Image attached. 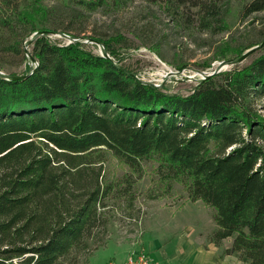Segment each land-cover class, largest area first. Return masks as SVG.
<instances>
[{
	"label": "trees",
	"instance_id": "trees-1",
	"mask_svg": "<svg viewBox=\"0 0 264 264\" xmlns=\"http://www.w3.org/2000/svg\"><path fill=\"white\" fill-rule=\"evenodd\" d=\"M134 1L70 0L62 8L0 0V65L12 54L23 55L26 66L23 78L0 75V264L87 262L106 241L109 200L119 191L131 196L134 183L129 176L124 188L105 180L107 152L139 175L144 161L155 160L162 182L182 183L189 200L215 209L210 240L233 238L224 254L264 264V28L233 48L235 59L262 44L250 63L201 81L189 94L120 69L118 37H94L111 60L80 40L59 44L49 36L80 38L71 31L83 30L76 25L88 13ZM154 1L178 21L188 22L185 11L195 8L202 28L230 29L229 8L218 0ZM239 1L242 17L264 11V0ZM62 15L69 26H59ZM39 30L47 34L32 44L31 67L24 43Z\"/></svg>",
	"mask_w": 264,
	"mask_h": 264
},
{
	"label": "rangeland",
	"instance_id": "rangeland-1",
	"mask_svg": "<svg viewBox=\"0 0 264 264\" xmlns=\"http://www.w3.org/2000/svg\"><path fill=\"white\" fill-rule=\"evenodd\" d=\"M218 1L222 8H229L230 29L225 32L215 33L202 28L195 8L185 11V16L188 18V22L185 23L178 21L165 8L162 1L136 0L122 8L112 7L106 11L100 9L88 13L85 19L76 25L83 30L78 32V29H73L71 33H79L81 36L79 40L84 47L97 54H101L102 48L99 44L91 42L90 37L120 38V43L116 45L121 58L119 65L144 82L162 85L171 93L189 94L201 82L204 73L215 70L223 60L233 59L235 55L232 54L233 48L256 39L258 30L264 28V11L242 17L239 0ZM45 2L50 5L60 4L63 8L70 0H45ZM45 22L50 27L56 26L52 21ZM58 24L69 26L71 23L69 18L65 20L62 15ZM38 27H43V24L39 23ZM49 36L59 44L70 43V40L64 36L58 34H49ZM31 47L32 44L28 45L29 52ZM154 49L161 51L162 55ZM24 54L28 57L27 52ZM222 54H225L226 58ZM5 57L9 63L0 66L6 73L22 75L26 71L23 55L10 54ZM253 57L254 55H251L238 64L244 66L250 63ZM183 64L185 67L179 69V65ZM234 65L227 66L225 70L233 68ZM156 166L155 160L144 161L143 170L139 175L114 157L111 152H107L105 180L124 188L125 178L129 176L134 183L131 196L123 195L122 191H119L109 200L111 226L105 243L98 248L101 250L97 252L93 264H107L109 260L120 264L121 262L114 256L116 247L113 244H131L133 248L128 255L145 251L142 245L145 220L158 208L176 211L187 202H196L188 203V206L195 211L192 214L196 221V242H204L206 236L210 240L216 227L215 209L201 200H189L182 183L172 182L170 186L169 183L162 182L156 173ZM232 241L233 238H228V243L231 244ZM108 245H110L109 249H103ZM97 250L88 255L85 264H91V258ZM231 264L246 263L233 255Z\"/></svg>",
	"mask_w": 264,
	"mask_h": 264
},
{
	"label": "crops",
	"instance_id": "crops-1",
	"mask_svg": "<svg viewBox=\"0 0 264 264\" xmlns=\"http://www.w3.org/2000/svg\"><path fill=\"white\" fill-rule=\"evenodd\" d=\"M188 203L196 202H187L176 211L158 208L145 220L142 245L152 256L154 264H231L233 255L223 252L231 245L228 239L221 245H216L207 236L204 237V242H196V221L192 214L195 211ZM226 242L227 244H224ZM113 245L116 247L114 256L117 261L124 262L129 256L128 252L133 248L132 245L124 243ZM109 247L110 245L103 249L107 250ZM100 250L98 249L92 256L91 264Z\"/></svg>",
	"mask_w": 264,
	"mask_h": 264
},
{
	"label": "water",
	"instance_id": "water-1",
	"mask_svg": "<svg viewBox=\"0 0 264 264\" xmlns=\"http://www.w3.org/2000/svg\"><path fill=\"white\" fill-rule=\"evenodd\" d=\"M44 34H47V31H46V30H39V31L33 33L32 37L24 43V48H25V50H26V52H27V55H28V57H29V59H30V61H31V67H33L34 65H36V64H37V61H36V59L34 58L33 54H32L31 52L28 51V45L33 44L34 41H35L39 36L44 35ZM49 34H58V35L64 36V37H66V38H68V39L70 40L69 42L79 41V38H75V37L69 36V35H67V34H65L64 32H61V31H59V32H53V31H50ZM89 40H90L91 42L96 43V44H99V45L101 46V48H102L101 55H102V56H104V57H106V58H109V59L113 60L112 57L110 56V54L108 53V51L106 50V47H105V45H104L103 43H101V42L98 41V40H95V39L92 38V37H90ZM261 45H262V44L257 45V46H253L252 48H250L249 50H247L246 52H244V53H243L241 56H239L238 58H235V59H228V60H223V61H221V62L218 64V66L215 68V70H213L212 72L207 73V74L204 73V77H203V79H202L201 81L206 80V79H208L209 77H211V76H213V75H215V74H217V73H219V72L225 70V68H226L227 66L231 65V64L234 65V64H238V63L243 62L246 58H248L249 56H251V55L256 51V49H257L258 47H260ZM115 64H116V63H115ZM117 66H118L120 69H122V70H126V69H124L121 65H117ZM126 71L129 72L128 70H126ZM31 72H32V71H31ZM31 72H30V73H31ZM129 73H130V72H129ZM130 74H132V73H130ZM0 75H2V76H3L4 78H6V79H18V78H23V77H25L24 74H22V75H17V76H12V75H10L9 73H6L4 70H0ZM132 75H133V74H132ZM143 82H144V81H143ZM145 83H150V82H145ZM151 84H153V85H155V86H157V87H160V88L163 87L162 85H156V84H154V83H151Z\"/></svg>",
	"mask_w": 264,
	"mask_h": 264
},
{
	"label": "built area",
	"instance_id": "built-area-1",
	"mask_svg": "<svg viewBox=\"0 0 264 264\" xmlns=\"http://www.w3.org/2000/svg\"><path fill=\"white\" fill-rule=\"evenodd\" d=\"M141 80V79H140ZM107 264H118L117 262L111 260ZM120 264H154L152 256L146 252H133L127 259Z\"/></svg>",
	"mask_w": 264,
	"mask_h": 264
},
{
	"label": "bare ground",
	"instance_id": "bare-ground-1",
	"mask_svg": "<svg viewBox=\"0 0 264 264\" xmlns=\"http://www.w3.org/2000/svg\"><path fill=\"white\" fill-rule=\"evenodd\" d=\"M213 71V70H212ZM210 72V71H209ZM172 74V73H171ZM206 74H207V72H206Z\"/></svg>",
	"mask_w": 264,
	"mask_h": 264
}]
</instances>
